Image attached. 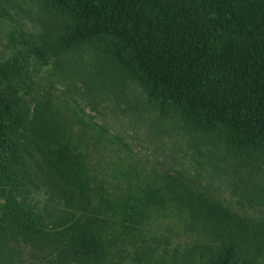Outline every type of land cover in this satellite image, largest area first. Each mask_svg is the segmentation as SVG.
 <instances>
[{
    "label": "trees",
    "instance_id": "obj_1",
    "mask_svg": "<svg viewBox=\"0 0 264 264\" xmlns=\"http://www.w3.org/2000/svg\"><path fill=\"white\" fill-rule=\"evenodd\" d=\"M40 1L57 24L46 30L43 46L18 56L20 66L57 57V69L98 96L119 100L131 89L144 95L156 128L198 137L208 153H232L234 161L264 156V0ZM13 70L0 65L1 238L46 241L73 260L100 262L111 234L121 236L106 230L115 220L93 205L82 225L63 226L52 220L58 206L50 211L32 195L44 184L54 203H90L95 177L63 122L47 111L30 117ZM100 206L129 233L154 211L175 208L206 239L186 258L264 264V225L196 191L181 174L154 171L144 184L130 182L119 201ZM0 264L10 263L0 256Z\"/></svg>",
    "mask_w": 264,
    "mask_h": 264
},
{
    "label": "rangeland",
    "instance_id": "obj_2",
    "mask_svg": "<svg viewBox=\"0 0 264 264\" xmlns=\"http://www.w3.org/2000/svg\"><path fill=\"white\" fill-rule=\"evenodd\" d=\"M40 3L0 0V65L18 72L14 83L32 119L38 111L50 112L80 141L79 150L85 153L95 180L90 203L82 205L72 200L71 205L61 199L52 202L55 194L44 184L32 195L38 205L50 211L52 203L58 206L54 222L75 229L95 212L93 205H98L104 218L108 216L116 223L106 230L116 228L121 236L111 234L100 262L73 260L69 253L54 249L46 241L21 236L2 239L0 235V256L10 264H197L185 255L206 239L192 228L186 213L172 207L156 210L140 229L129 233L118 225V216L100 206L105 200L119 201L130 182L144 184L154 171L181 174L196 191L221 201L245 220L264 225L263 155L234 161L232 153H208L199 145L202 141L198 137L195 140L171 126L156 128L144 95L136 97L131 89L119 100L108 94L98 96L74 74L57 69V57L49 65L36 60L20 66L18 56L26 49L43 46L46 30L57 24ZM84 57H89V51ZM143 104L145 109L140 107Z\"/></svg>",
    "mask_w": 264,
    "mask_h": 264
}]
</instances>
